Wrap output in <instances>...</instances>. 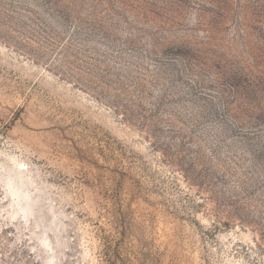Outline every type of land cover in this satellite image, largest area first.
I'll list each match as a JSON object with an SVG mask.
<instances>
[{"label":"rangeland","instance_id":"1","mask_svg":"<svg viewBox=\"0 0 264 264\" xmlns=\"http://www.w3.org/2000/svg\"><path fill=\"white\" fill-rule=\"evenodd\" d=\"M0 264H264V0H0Z\"/></svg>","mask_w":264,"mask_h":264}]
</instances>
